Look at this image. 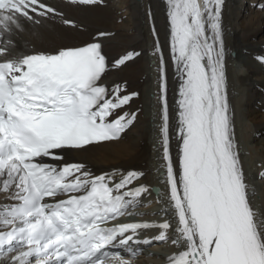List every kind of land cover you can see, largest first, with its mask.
<instances>
[{
    "label": "snow or ice",
    "instance_id": "1",
    "mask_svg": "<svg viewBox=\"0 0 264 264\" xmlns=\"http://www.w3.org/2000/svg\"><path fill=\"white\" fill-rule=\"evenodd\" d=\"M69 3L98 7L105 0ZM167 6L181 81L174 164L160 54L159 133L171 214L161 223L121 222L150 192L143 171L117 182L82 163L54 166L42 158L62 160L57 150L87 151L121 139L139 112L123 108L140 93L124 94L120 85L110 90L102 79L110 66H127L141 53L126 51L110 62L104 45L116 34L108 31L82 46L25 52L18 37L29 24L59 18L78 25L48 0H0V264H137L140 246L155 243L172 246L164 264H264V207L249 190L228 98L224 0H167ZM148 229L158 235L145 237ZM117 244L127 255L108 251Z\"/></svg>",
    "mask_w": 264,
    "mask_h": 264
},
{
    "label": "bare ground",
    "instance_id": "2",
    "mask_svg": "<svg viewBox=\"0 0 264 264\" xmlns=\"http://www.w3.org/2000/svg\"><path fill=\"white\" fill-rule=\"evenodd\" d=\"M48 2L76 21L78 28L63 25L59 18L46 19L41 25L29 24L23 35L18 37L23 51L54 52L63 45L78 46L91 42L98 32L108 31L116 34L114 39L106 40L104 45L110 62L118 59L126 51L135 50L141 53V56L134 62H129L127 66L115 68L110 66L102 79L110 90L120 85L125 89L124 94L134 91L140 93L123 108V111L127 112H136L139 109L134 125L118 141L89 146L87 151L67 149L63 152L67 156L66 162L82 163L90 173L106 174L114 177L116 181L129 171H143L145 175L141 180L148 185L150 192L140 198V201L148 203V198H154L156 203L148 208L149 211L141 209L137 218L140 221L163 222L167 217L170 218L171 209L166 212V207L162 209L163 205L160 203V200L165 203L167 198L157 99L159 53L155 50V44L158 38L165 57L169 60L167 49L171 38L167 0H118L123 5L124 14L117 10L113 0H105V4L98 7L71 5L66 0ZM259 5H264V0H225L222 18L235 133L242 147L250 189L255 193L254 203L264 207V179L260 177L264 171V64L260 59L264 57V7L260 9ZM148 11H151V16L146 14ZM152 22L157 37L152 33ZM98 39L104 38L98 36ZM168 75L170 145L175 164L179 151V144L174 135L175 108L179 98L178 85L181 81L175 75L172 65L169 67ZM155 185L162 188L161 195L157 196L152 192ZM2 202L4 200L0 196V203ZM165 214L166 217L163 216ZM158 232V229L144 231L146 236ZM146 251L151 252L152 259L156 261L163 258L156 248H148ZM136 262L147 264L140 259Z\"/></svg>",
    "mask_w": 264,
    "mask_h": 264
},
{
    "label": "rangeland",
    "instance_id": "3",
    "mask_svg": "<svg viewBox=\"0 0 264 264\" xmlns=\"http://www.w3.org/2000/svg\"><path fill=\"white\" fill-rule=\"evenodd\" d=\"M113 4L118 8L117 10H119V12L121 13V14H124V8L122 7L123 5L121 4V3H119L118 2V0H113ZM256 7H257V5H256ZM255 7V9L257 10L258 8H256ZM125 15H127V14H125ZM122 21V19L121 20H119V22H121ZM153 69V68H152ZM151 205H153V204H149L148 206H146L145 208H148V207H150Z\"/></svg>",
    "mask_w": 264,
    "mask_h": 264
}]
</instances>
